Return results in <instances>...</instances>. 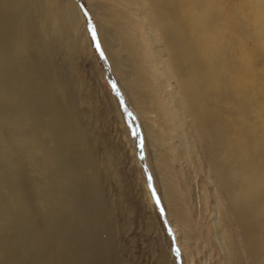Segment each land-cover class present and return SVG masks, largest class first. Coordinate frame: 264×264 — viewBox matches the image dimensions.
Returning a JSON list of instances; mask_svg holds the SVG:
<instances>
[{"label":"rangeland","instance_id":"374dc122","mask_svg":"<svg viewBox=\"0 0 264 264\" xmlns=\"http://www.w3.org/2000/svg\"><path fill=\"white\" fill-rule=\"evenodd\" d=\"M70 1L83 19L77 23L65 16L66 2L57 0L58 11L73 33V41L60 44L59 63L68 76L71 108L94 155L89 169L94 165L97 175L103 170L108 210L114 217L109 229L117 238L109 247L119 264H251L240 248L242 225L228 210L211 166L207 137L185 107L176 75L163 65L169 59L166 39L148 24L149 12L137 4L131 7L127 0H80L81 5ZM215 1V24L222 37L219 57L227 65L220 73L233 80L244 72L246 55L253 77L238 103L228 105L222 98L238 92L232 82L230 88L221 83L205 92V104L211 118L231 123L235 117L244 124L243 132L259 138L264 126V46L253 32L251 12L243 0ZM82 8L93 21L102 55ZM149 56L160 64L156 72L149 70ZM247 105L250 111L244 116ZM89 169L83 171L93 174ZM258 189L264 192V186ZM254 215L263 220L255 211Z\"/></svg>","mask_w":264,"mask_h":264},{"label":"bare ground","instance_id":"6f19581e","mask_svg":"<svg viewBox=\"0 0 264 264\" xmlns=\"http://www.w3.org/2000/svg\"><path fill=\"white\" fill-rule=\"evenodd\" d=\"M44 1L39 3L41 7L53 9L55 17L59 12L57 0ZM127 1L131 7L137 4L146 9L149 15H144H151L148 24L157 27L165 37L169 59L163 65L169 66L170 70L166 69L176 75L185 107L192 112L201 133L207 137L206 149L228 210L235 214L236 220L242 225L243 242L240 248L251 259V264H264V200L261 199L264 192L258 189L264 186V126L263 131L262 128L260 130L263 134L258 135L259 138H252L243 132L244 124L235 117L231 123H224L220 117L221 123L219 119L211 118L204 100L205 92L211 91V88H218L221 83H226L230 88L232 82L238 87V92L233 97L230 91L222 96L223 101L229 105L244 98L247 93L244 86L253 77L248 56L242 58L244 63L247 60V64H243L246 65L244 72L242 70L233 80H228V76L227 79L220 73V70H226L227 65L221 61L223 58H220L219 53L222 37L219 39L215 24V11L218 10L215 0ZM65 2V16L79 23L78 18L82 17L77 7L70 0ZM242 3L251 12L253 32L262 47L264 0H243ZM219 10L222 11L221 8ZM185 11L190 30L185 25ZM238 14L241 13L238 11ZM62 23L68 26L63 15ZM55 30V26H52L53 41L59 39L55 36ZM69 32L68 40L73 41L72 30ZM104 36L100 39L107 45ZM109 57L113 58L111 54ZM155 60V57L149 56V70L154 72L156 66L160 65ZM5 62L0 61V77L7 78L8 83L5 90H0V264H118L116 253L108 254V247L96 238V228L103 223L98 192H85L79 200L72 195L76 184L78 186L77 182L92 178L91 173L84 172L89 166L81 170V161L86 160L82 152L79 155L76 151L81 147L80 143L74 141L69 145L72 148V163L61 159L60 145H55L49 123L56 118V111L53 108L40 109L39 101L30 94V80L22 78L20 71H12L9 77L5 76ZM249 109L247 105L244 116H247ZM64 130L66 134L58 133L61 141L72 139L69 129ZM87 151L91 157L88 164L86 162L89 165L94 155L89 148ZM12 157L15 159L12 160ZM101 189L105 194V189ZM94 210L99 213L94 214ZM254 211L262 215L263 220L256 217ZM104 228L108 229L106 226Z\"/></svg>","mask_w":264,"mask_h":264},{"label":"water","instance_id":"95a60500","mask_svg":"<svg viewBox=\"0 0 264 264\" xmlns=\"http://www.w3.org/2000/svg\"><path fill=\"white\" fill-rule=\"evenodd\" d=\"M40 2L41 0H0V61H6L3 74L9 77L10 72L16 71L19 73L20 71L22 78L30 80V94L37 98L40 109L52 110L53 108L56 111V118L49 123H51L50 126L53 129L52 138L55 145H60L61 147H59L61 159L72 163V148L69 145L77 141L80 143L79 146L82 149L80 147L76 151L79 155L82 154L84 156L88 164V160H91V157L88 155L89 152L87 151L89 142L79 129L80 122L71 108L67 90L68 76L65 73L64 65L59 63V58H62V55L58 53L60 44L63 41L66 43L69 37V31L67 26H64L62 23V15L57 12L55 18L53 16L54 10L49 7L46 10L41 7ZM76 2L78 5H81L80 0H76ZM82 14L86 17L88 28L94 39V44L102 55L103 52L99 47L93 21L85 8H82ZM52 26H55L57 29L54 31L56 33L55 36L59 38L56 41H53L52 38ZM7 87V78L1 76L0 90H5ZM43 104L44 106L42 107ZM65 128L69 129L74 140L72 138L68 141H61L60 135L66 134ZM83 146L85 147L84 149ZM80 152L82 153L80 154ZM82 161V171L92 165V162H89V165H87L86 162ZM141 161L143 162V159ZM72 165H74V162ZM142 165L148 173L144 162ZM90 170L93 173L91 174L92 178L86 182H77L78 186L76 184V189H74L72 195L77 200L82 199L85 192L88 191L96 194L98 192L100 195L99 200L102 208L101 219L103 223L98 225L95 231L97 235H95L97 240L99 239L108 247L107 253L111 254L112 249L111 247L109 248L108 244L110 245L113 240L117 242V238L114 237L115 233L113 232V234L109 230V225H113L114 223V217H111L110 211L108 210L110 208V201L106 194H101V188H103L101 187L103 186V170L101 169L102 173L99 172L98 175L94 172V165ZM86 185L89 186L87 189ZM114 204L116 205V203ZM95 208L97 209V207ZM97 213L99 212L94 210V214L97 215ZM83 214H85V210ZM116 221L118 222V220ZM105 226L108 229H105ZM39 240L42 242L41 238Z\"/></svg>","mask_w":264,"mask_h":264}]
</instances>
